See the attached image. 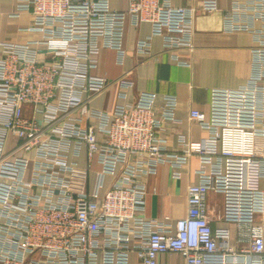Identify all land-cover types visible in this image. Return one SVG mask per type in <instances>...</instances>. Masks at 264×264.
Returning a JSON list of instances; mask_svg holds the SVG:
<instances>
[{
    "label": "built area",
    "instance_id": "2783aa9c",
    "mask_svg": "<svg viewBox=\"0 0 264 264\" xmlns=\"http://www.w3.org/2000/svg\"><path fill=\"white\" fill-rule=\"evenodd\" d=\"M197 10L174 0H129L125 11L110 0H17L13 16L30 12L29 30L41 37L0 41V264H130L132 255L158 264L169 252L186 264H264V189L235 187L224 169L239 159L264 178V0H231L224 14V30L254 37L252 72L236 110L226 88L212 89L209 113L191 110L206 133L197 143L180 134L178 150L168 148L165 123L179 122L175 96L159 102L142 91L129 100L128 74L111 82L93 72L103 49L123 63L129 22L151 25L137 53L152 58L158 36L184 64L178 51L194 47ZM112 83L113 110L95 108ZM83 153L100 166L94 193L78 190ZM192 159L199 182L188 187L186 216L147 218L144 179L168 165L180 180ZM210 191L223 196L235 243L230 227L212 225Z\"/></svg>",
    "mask_w": 264,
    "mask_h": 264
},
{
    "label": "crops",
    "instance_id": "0c3cea01",
    "mask_svg": "<svg viewBox=\"0 0 264 264\" xmlns=\"http://www.w3.org/2000/svg\"><path fill=\"white\" fill-rule=\"evenodd\" d=\"M110 3L113 9L119 11H125L129 7V0H110ZM174 4L198 9L194 17V47L178 51L184 64H179L171 58L164 50L163 39L158 36L152 39V58L146 59L137 53L136 42L151 35V25L142 23L135 26L129 22L124 39L127 54L123 63L117 61L114 50L103 49L99 56V66L93 71L111 82L128 74L134 82L129 100H133L142 91L156 92L159 102H162L166 95L178 99L176 116L179 122L165 123L166 131L163 133L168 139L170 151L178 150L180 134L195 143L206 136L201 127L190 120V112L192 109H198L209 113L212 89H230L232 109H237L241 100L239 89L248 83L251 76L252 48L255 45L251 33L224 30V14L230 8L231 0H174ZM16 9L17 0H0V41L23 43L39 39L41 33L29 30L33 24V15L30 12H22L19 16H13ZM117 102L116 85L112 83L95 98L93 106L111 111ZM257 144L258 154L264 155V139L259 138ZM79 163L78 190L94 193L100 166L96 162L90 163L85 153L80 157ZM197 166L198 161L192 159L191 164L183 169L180 180L172 177L168 165L161 166L157 174L144 179L148 187L145 211L147 218L170 216L176 220L186 216L188 187L199 182L195 173ZM249 166L239 159L230 158L224 162V169L233 186L264 189V178L255 174V165ZM207 205L212 225L230 227L233 231L232 241L235 243V225L223 220V196L210 191ZM257 219L262 221L264 216L258 215ZM130 264L141 263L132 255ZM158 264H186V260L179 253L169 252L160 255Z\"/></svg>",
    "mask_w": 264,
    "mask_h": 264
},
{
    "label": "rangeland",
    "instance_id": "374dc122",
    "mask_svg": "<svg viewBox=\"0 0 264 264\" xmlns=\"http://www.w3.org/2000/svg\"><path fill=\"white\" fill-rule=\"evenodd\" d=\"M25 116H30V107L29 106L25 107Z\"/></svg>",
    "mask_w": 264,
    "mask_h": 264
}]
</instances>
